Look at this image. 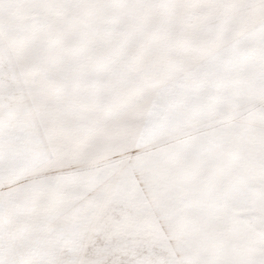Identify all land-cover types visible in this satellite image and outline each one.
<instances>
[{"label":"snow or ice","instance_id":"1","mask_svg":"<svg viewBox=\"0 0 264 264\" xmlns=\"http://www.w3.org/2000/svg\"><path fill=\"white\" fill-rule=\"evenodd\" d=\"M0 264H264V0H0Z\"/></svg>","mask_w":264,"mask_h":264}]
</instances>
